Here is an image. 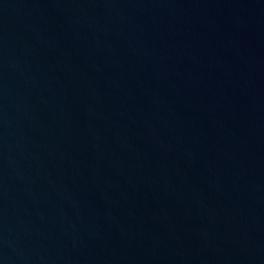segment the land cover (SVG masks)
Returning a JSON list of instances; mask_svg holds the SVG:
<instances>
[{"label": "water", "instance_id": "95a60500", "mask_svg": "<svg viewBox=\"0 0 264 264\" xmlns=\"http://www.w3.org/2000/svg\"><path fill=\"white\" fill-rule=\"evenodd\" d=\"M0 264H264V0H0Z\"/></svg>", "mask_w": 264, "mask_h": 264}]
</instances>
